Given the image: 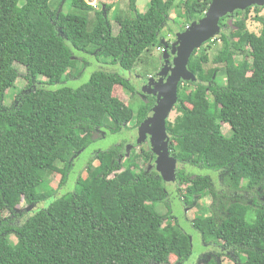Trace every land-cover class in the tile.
Wrapping results in <instances>:
<instances>
[{
	"label": "trees",
	"instance_id": "obj_1",
	"mask_svg": "<svg viewBox=\"0 0 264 264\" xmlns=\"http://www.w3.org/2000/svg\"><path fill=\"white\" fill-rule=\"evenodd\" d=\"M52 1L0 0V264H171L172 256L176 264H185L190 236L173 224L170 210L165 216L154 210L156 204L167 205L170 182L157 169L140 167L139 159L156 160L152 150L128 164L122 162L125 145L98 151L73 192L61 197L37 192L47 173H63L65 184L70 165L95 140L109 129L128 128L134 118L139 127L157 100L117 73L96 71L76 89L55 91L38 86V76L48 86L68 79L78 61L74 50L105 56L133 71L157 44L176 0H150L144 14L136 12L137 0H129L130 11L116 13V33L111 5L96 10L86 0H63L78 12L64 14L51 8ZM211 2L185 0L179 16L189 26ZM252 8L257 14L264 9ZM252 8L221 19L215 56L209 55L211 40L194 51L188 69L196 80L180 83L178 115L167 121L182 199L187 206L206 196L212 200L211 214L195 219L193 227L221 249L218 258L226 252L236 264H264V16L255 17L261 33L250 31ZM210 62L215 66L209 68ZM15 64L26 68L28 87L5 106ZM221 70L224 83L218 81ZM118 86L143 98L136 114L114 96ZM190 168L211 170L217 177ZM50 198L47 208L14 224L22 201L34 205Z\"/></svg>",
	"mask_w": 264,
	"mask_h": 264
},
{
	"label": "rangeland",
	"instance_id": "obj_2",
	"mask_svg": "<svg viewBox=\"0 0 264 264\" xmlns=\"http://www.w3.org/2000/svg\"><path fill=\"white\" fill-rule=\"evenodd\" d=\"M86 1L89 2L94 8H96V10H102L104 5L108 3V0ZM184 1L185 0H176L175 6L170 16V21L160 33L157 44L151 47V51L144 53L143 57L135 65L133 71L124 70L119 65L114 64L110 58H107L105 56L97 57L96 53H91L90 51L85 53L74 50L77 56L76 59L78 61L75 64L74 68H72L69 72V78H64L63 82L61 83H55L53 85L48 86L44 85L43 83L46 82L47 79L38 76V86L45 87L46 89L51 91H55L63 87H70L76 89L82 86L83 84L87 83L94 72L105 71L117 73L118 75L131 80L132 83H134L139 89L140 83L142 81L150 79L147 78V75L155 76L156 74H158V72H160L163 64H166V62L164 63V61H166V54L162 50L163 42H169L170 45H172L177 39V34L184 32L187 29L188 26H186L184 18L179 16V13L182 12V7L179 8V5L182 4ZM127 2L129 4V1ZM50 5L52 9L58 7L59 10L63 11L64 14L75 12V10L71 6L70 1L64 2L63 0H53ZM115 6L124 9L126 6V2L117 1L115 2ZM149 7L150 0H138L136 12L138 14H144L148 11ZM117 12L113 13L112 11H110L109 13L110 20H112L113 31L115 33L118 32L119 29V25L116 22ZM93 14L94 13L90 15L92 19L94 18ZM257 15L264 16V9L259 14L256 13L254 8L251 9L250 17L248 20V29L254 33L260 34L263 25L262 23L255 20V17ZM240 18L241 17L238 16L233 18V20H238ZM219 36L220 35L218 34L214 38H212L214 39V41L211 43L212 50L209 51V55L211 56V58L215 56L216 50L221 47ZM243 59L244 58L242 56L237 57V60L239 62L243 61ZM214 66L215 65H213L211 62L208 65L209 68ZM15 70L17 75L10 76L13 81L14 87L7 91L6 99L4 101L5 106H10L11 104H13L15 102L16 96H18L21 92L25 91L28 87V81L26 79V68L21 64H15ZM220 72L221 73L218 77V81H222L224 83L225 81L222 70ZM114 96L122 100L126 105H128L135 114L139 110L140 106L144 103V100L140 95H132L130 92H126L120 86L115 89ZM210 97L212 98V96ZM177 115L178 113L176 112V109H174L169 117V121L173 122ZM136 124L137 120L136 118H134L128 125V128L123 129L122 131L113 132L109 129L106 136L100 137L95 140V142L92 143L90 147H88L85 151L82 152L78 159L74 160V163H72V165H70V168L68 169L67 180L65 184L61 185L63 173H53L52 175L51 173H47L44 176L43 185L37 189V192L51 193V195H53L54 197H61L65 193L73 192L75 189L76 180L80 176L82 178L87 177V163L91 159V157L98 151H105L117 145H125L127 147V155L122 160V162L128 164L131 157L142 154V151L148 152L149 150H151L152 147L149 140H146L142 143H137V141L139 142V127H136ZM223 132L227 136H231L232 134L230 131V127L227 124H223ZM139 163L140 167L144 170L150 171L157 169L156 160L153 162H149L139 159ZM98 164V161L94 162V166H97ZM57 165L60 170L64 168V164L62 163H59ZM179 168H183V165H179ZM189 171L197 175L211 176L214 178L217 177V173L207 169L190 168ZM166 187L169 192L167 205L161 203L156 204L154 205V210L159 215L163 216L167 215L168 210H170V215H172L171 221L173 222V224L177 225V227L181 231L190 236L192 241L191 254L185 264H207L209 260L212 261L210 264H236L232 259L229 258V256H226V252V254L222 253V255L218 258L217 254H220L221 249L218 248V246H216L215 244H213V242H208L207 240H205L200 234V232L193 227V222L195 219L211 214L210 207L212 204V200L210 196H206L203 199H199L192 206H187L186 202L182 199V196L179 192L181 187L178 182L173 181V183H166ZM52 199L53 198H50L45 202L34 205H29L25 201H22L19 207L17 208V217L14 219V224L20 225L23 223V221L34 215L39 210L47 208ZM189 201L193 202V200ZM4 216L8 217L10 216V214L5 212ZM9 237L12 243L15 244L17 242L16 236L14 234H11ZM213 254L215 256L210 257V255ZM171 264H176V257H171Z\"/></svg>",
	"mask_w": 264,
	"mask_h": 264
},
{
	"label": "water",
	"instance_id": "obj_3",
	"mask_svg": "<svg viewBox=\"0 0 264 264\" xmlns=\"http://www.w3.org/2000/svg\"><path fill=\"white\" fill-rule=\"evenodd\" d=\"M252 7H264V0H212L203 17L192 22L184 32L178 33L171 46H166V64L160 72L140 83L141 92L157 100L139 126L137 143L150 141L151 150L156 156L157 171L166 182L175 181L177 170V161L170 154L167 121L178 102L180 83L196 80L188 69L190 58L195 50L220 34L222 18Z\"/></svg>",
	"mask_w": 264,
	"mask_h": 264
},
{
	"label": "crops",
	"instance_id": "obj_4",
	"mask_svg": "<svg viewBox=\"0 0 264 264\" xmlns=\"http://www.w3.org/2000/svg\"><path fill=\"white\" fill-rule=\"evenodd\" d=\"M119 2V1H121V2H126V6H125V8L124 9H122V8H119V7H117V6H115V2ZM127 1H129V0H108L107 2L108 3H106V4H110L111 6H112V8H111V11L114 13V12H119V13H122V15H125V14H127L130 10H129V4H128V2ZM137 2H138V0H137ZM124 5V4H123ZM128 6V7H127ZM127 7V8H126ZM136 7H137V3H136ZM122 9V10H121ZM121 10V11H120ZM112 13V14H113ZM132 15V14H131ZM166 61H164V63H165ZM165 64H163V66H164ZM163 66H162V68H163ZM161 68V69H162ZM150 78H153V75H150Z\"/></svg>",
	"mask_w": 264,
	"mask_h": 264
},
{
	"label": "built area",
	"instance_id": "obj_5",
	"mask_svg": "<svg viewBox=\"0 0 264 264\" xmlns=\"http://www.w3.org/2000/svg\"><path fill=\"white\" fill-rule=\"evenodd\" d=\"M200 1H204V0H200ZM211 41H214V39H212ZM163 51H165V49H162Z\"/></svg>",
	"mask_w": 264,
	"mask_h": 264
},
{
	"label": "clouds",
	"instance_id": "obj_6",
	"mask_svg": "<svg viewBox=\"0 0 264 264\" xmlns=\"http://www.w3.org/2000/svg\"><path fill=\"white\" fill-rule=\"evenodd\" d=\"M162 49H163V48H162ZM165 51H167V48L165 49ZM165 51H164V52H165ZM147 78H150V76H148Z\"/></svg>",
	"mask_w": 264,
	"mask_h": 264
},
{
	"label": "flooded vegetation",
	"instance_id": "obj_7",
	"mask_svg": "<svg viewBox=\"0 0 264 264\" xmlns=\"http://www.w3.org/2000/svg\"><path fill=\"white\" fill-rule=\"evenodd\" d=\"M153 153V152H152Z\"/></svg>",
	"mask_w": 264,
	"mask_h": 264
}]
</instances>
